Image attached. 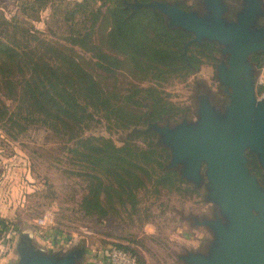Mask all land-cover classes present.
Segmentation results:
<instances>
[{
    "label": "rangeland",
    "instance_id": "1",
    "mask_svg": "<svg viewBox=\"0 0 264 264\" xmlns=\"http://www.w3.org/2000/svg\"><path fill=\"white\" fill-rule=\"evenodd\" d=\"M116 1L118 0H87L84 5L88 9L100 7L105 10L113 7ZM120 1L127 17L131 18L138 10L149 9L163 18L166 27L164 16L156 8H138L137 5L142 3L137 0ZM223 1L228 8L225 18L234 20L235 13L242 8V0ZM77 2L82 3L83 0H0V40L31 53L39 51L37 44L46 43L48 45L43 48L44 51L41 50L42 53L49 52V46L60 47L64 53L87 61L92 58V54L71 45L70 40L71 29L82 33L90 26V21L82 20L81 16L74 21L68 20V13ZM155 2L175 6L183 11H193L198 15L205 14L202 0ZM258 23L260 26L264 25V18ZM94 25V42L102 45V38L109 31L110 20L103 22L100 18ZM191 39L192 36L183 44L185 63L195 54L193 45L202 47L205 56L198 67L192 68L188 73L178 67L174 68V73L165 75L155 70L133 73L131 66H128V69L98 78L101 73L94 66V60L90 65L93 71L96 69L95 79L110 99L112 107L129 101L149 104L142 101L146 94L144 92L131 98L135 89H140L150 90L152 98L159 103L158 107L166 109L159 120L149 116L151 111H148L146 117L138 121V125L128 129L122 128L113 115L109 114L110 111H95L84 128V137H102L117 145L127 142L134 154L138 153L137 149H145L151 140H154L158 149H164L165 152L157 153L156 163L152 164L154 174H161L162 168L172 171L175 180L170 178L161 181L156 186L159 192L155 190V177L146 180L145 186L135 192V205L123 196L124 204L118 203L114 198V205L105 206V217L98 215L96 211L91 215L86 214L81 204L87 193L89 180L86 179L87 170L82 161L70 152L72 142L35 126L12 138L14 132L5 121L7 117L0 121V219L14 227V233L5 238L11 249L19 234L24 231L33 236L36 247L45 251L51 249L53 253L63 254L74 248L83 249L85 253L80 264H98L99 259L94 258L101 255L99 252L117 246L130 248L139 264H183L178 258L180 255L188 251L205 250L212 236L199 223L203 219H212L214 212V207L205 198V167H201L202 181L198 186L184 179L180 164L170 165V151L159 142V136L152 127L157 125L172 128L182 122L194 123L201 100H208L217 110H223L229 104L228 98V104L224 108L216 107L225 98L221 90L223 86L216 76V68L221 63L226 64L228 56L214 42L209 44L202 41L196 44ZM257 57L258 55L251 54L248 61L252 70L255 97L262 100L264 97L259 99V96L263 89L257 86V82L261 76V68L264 67V56L258 57L261 61L255 63L253 59ZM224 93L228 94L225 90ZM0 100L7 110L13 109V101L3 97L1 93ZM145 110L142 109L141 113ZM248 155L252 154L247 152L245 155L247 161H250L249 164L247 162V168L264 184V170L259 168L254 155ZM252 160L256 171L251 166ZM157 163H161L160 169ZM43 216L47 219L46 227L39 228L37 221ZM2 235L0 233V243H4ZM12 252L17 258L15 247Z\"/></svg>",
    "mask_w": 264,
    "mask_h": 264
},
{
    "label": "trees",
    "instance_id": "2",
    "mask_svg": "<svg viewBox=\"0 0 264 264\" xmlns=\"http://www.w3.org/2000/svg\"><path fill=\"white\" fill-rule=\"evenodd\" d=\"M85 1L74 5L68 13V20L74 21L81 16L82 20L90 21V26L82 33L80 30L70 31L71 45L92 54V58L87 61L64 53L60 47H53L54 50L49 46V52L42 53L41 50L48 45L46 43L37 44L39 51L31 53L0 40V93L14 103L13 109L9 111L0 100V121L7 117L5 121L14 132L12 138L35 126L72 142L70 152L82 161L87 170L86 179L89 180L81 204L82 210L88 215L96 211L105 217L107 213L104 208L108 204L114 205V198L124 204L123 196H126L135 205V192L145 186L146 180L155 177V190L159 192L156 186L161 181L174 179L175 174L160 169L161 163H157L161 174H154L152 164L156 163L155 157L157 153L165 152L154 145V140L149 141L145 149H137L138 153L134 154L127 142L117 145L110 139L83 136L84 128L95 111H110L109 114L119 125L127 129L138 125V121L146 117L148 111H151L149 116L153 119L157 117L158 120L166 113V109L158 107L159 103L152 98L150 90L135 89L131 96L135 98L144 92L146 94L142 101L149 104L129 101L112 107L94 72L98 69L101 73L99 78L131 66L133 73L155 70L165 75L174 73L176 67L188 73L198 67L205 53L202 47L193 45L195 54L185 63L183 44L191 35L179 29L168 31L157 12L142 9L130 18L126 16L120 0L105 10L100 7L88 9L84 5ZM137 1L146 4L159 0ZM100 18L103 22L110 20V26L102 38V45H97L93 39L94 24ZM93 60L95 71L90 66ZM144 108L146 110L141 113ZM140 159L142 162H138ZM251 166L256 171L253 160ZM12 228L7 221L0 219L4 243ZM117 247L135 255L128 247Z\"/></svg>",
    "mask_w": 264,
    "mask_h": 264
},
{
    "label": "water",
    "instance_id": "3",
    "mask_svg": "<svg viewBox=\"0 0 264 264\" xmlns=\"http://www.w3.org/2000/svg\"><path fill=\"white\" fill-rule=\"evenodd\" d=\"M205 14L183 11L164 3L138 4L157 9L167 29L192 36L191 42H214L228 56L216 68L217 79L228 93L229 104L215 109L201 100L194 123L172 128L153 125L159 142L170 151V165L180 164L184 179L198 186L205 167L206 200L214 207L213 218L203 219L212 238L204 251H188L178 258L183 264H264V187L247 168L245 152L254 155L264 170V99L255 97L252 53L264 51L263 0H242L234 20H227L223 0H202ZM15 264H80L84 250L63 254L36 247L29 237L17 243Z\"/></svg>",
    "mask_w": 264,
    "mask_h": 264
},
{
    "label": "built area",
    "instance_id": "4",
    "mask_svg": "<svg viewBox=\"0 0 264 264\" xmlns=\"http://www.w3.org/2000/svg\"><path fill=\"white\" fill-rule=\"evenodd\" d=\"M257 86L262 88L263 91L259 96L260 98L264 97V67L261 68V76L257 82ZM46 216H43L37 221V226L39 228L46 227ZM103 264H139L135 255L129 251L122 250L118 247H110L106 250L104 255ZM102 264V263H101Z\"/></svg>",
    "mask_w": 264,
    "mask_h": 264
},
{
    "label": "crops",
    "instance_id": "5",
    "mask_svg": "<svg viewBox=\"0 0 264 264\" xmlns=\"http://www.w3.org/2000/svg\"><path fill=\"white\" fill-rule=\"evenodd\" d=\"M14 227L11 229L9 235H11L12 233H14ZM10 237V236H9ZM21 237H29L31 240H32V243L34 241V238L33 236L30 234V233H26V232H22L19 234V237H18V240L16 242H14V244H12V247L14 246L15 247V251H16V257H14L15 253L12 252V248L11 249V246L9 244H5L3 242L0 243V264H15L18 260V254H17V243L19 242L20 238ZM56 242V241H54ZM34 244V243H33ZM51 250V249H49ZM107 249L103 250L102 252H99L101 255H99L97 258H94V259H99V262L98 264H103L102 260H104V255H105V252H106ZM16 260V261H15Z\"/></svg>",
    "mask_w": 264,
    "mask_h": 264
},
{
    "label": "flooded vegetation",
    "instance_id": "6",
    "mask_svg": "<svg viewBox=\"0 0 264 264\" xmlns=\"http://www.w3.org/2000/svg\"><path fill=\"white\" fill-rule=\"evenodd\" d=\"M252 54H256V55H258V57L260 58L261 56H264V51H260V52H256V53H252ZM258 57L254 60L255 63H258V61H257V59H259ZM221 88H222V87H221ZM221 90L223 91V94H224L225 98H224L223 100H221L220 103H219L218 105H216L217 108H224V107L228 104V95H226V94L224 93V88H222ZM244 154L247 155V152H245ZM248 156H252V155H248ZM249 163H250V161L248 162V164H249ZM252 173H253V172H252ZM258 181H259V183H260L262 186H264L263 181H262L261 179L258 178ZM21 238H23V237H21ZM23 239H24V238H23Z\"/></svg>",
    "mask_w": 264,
    "mask_h": 264
}]
</instances>
